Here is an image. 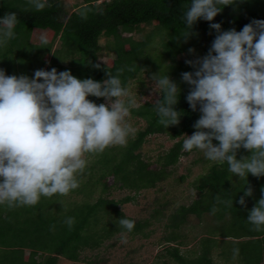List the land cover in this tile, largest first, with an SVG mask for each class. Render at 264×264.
Here are the masks:
<instances>
[{
  "label": "trees",
  "instance_id": "obj_1",
  "mask_svg": "<svg viewBox=\"0 0 264 264\" xmlns=\"http://www.w3.org/2000/svg\"><path fill=\"white\" fill-rule=\"evenodd\" d=\"M83 2V7L67 14L63 11L64 6L60 0H47L50 6L39 11L30 6L28 0H0V18L6 13L17 15L14 29L17 34L9 43L21 41L22 46L32 48L30 59L25 61L26 65L22 69L32 67L33 71L31 73L28 70V74L24 75L34 78L35 71L47 64L49 71L52 68L57 72L65 69L80 80L91 78L103 82L108 78L106 71L116 75L117 69H124L120 79L122 86L127 89L140 78L142 70H146L151 78L153 73L149 62L156 54L155 57L159 56L161 59L156 66L159 74H168L180 89L179 102L175 106L181 115L180 123L167 129L159 125V117L155 111L157 100L130 108L129 116L137 121L142 120L144 125L128 137L126 145L110 146L103 153L88 154L89 160L83 174H77L79 187L70 193L87 195L88 202H81L76 206L66 195V199L58 203L59 209L55 208L54 213H50L51 208L46 210V205L41 202L39 206L30 209L16 207L0 214V264H80L83 252L99 248L102 243L116 239L117 234L149 238L150 232L145 234L143 230L151 224L150 220L134 221L119 208L120 204L129 202L130 197L114 201L100 195L93 203L89 202V197L98 186L102 187L101 194L110 189L104 183L107 177H112L114 185L120 183L118 189L134 193L153 189L167 179L170 173L168 168L174 167L181 155L189 153H181L183 137L193 134V125L200 113L199 106L193 112L187 102L190 87L182 81V73L195 70L186 60L194 61L207 55L217 35L215 30L210 28L209 22L201 19L186 41L181 38L183 32L190 31L183 21V14L191 0ZM262 3L264 0H230L231 5L224 7L211 23H219L221 31L235 29L239 32L253 20H264V12L260 9ZM82 13L85 15L82 16ZM146 26L151 27V30L138 40L122 36ZM155 33L162 37L158 53H155V45L153 46ZM41 36L47 38L46 45L41 44ZM102 38L105 40L103 46L99 43ZM54 45H59L58 49H54ZM189 49H194V53H190ZM104 50H107L109 57L105 63H100L98 54ZM182 54L184 57H181ZM16 59L18 56L13 61ZM74 64L76 67H73ZM97 64L100 65L99 68L94 67ZM162 66L167 69L161 70ZM129 68L133 70L129 71ZM19 70L21 69L15 67L12 72L17 73ZM159 94L161 98V91ZM88 99L97 105L105 103L103 98L89 96ZM152 135L179 139L159 157L157 167L143 160L140 154L142 145ZM249 155V152L241 149L237 158ZM209 162L208 171L199 175L192 183L198 192V199L189 206H180L169 216L162 215L165 235L159 242L166 246L164 259H167L158 264H235L233 258L238 257H224V248H232V244L241 245L251 252L254 259L249 261L247 254L239 251V255L244 254L241 258L245 264H263L264 227L260 231H254L247 217L261 198L264 177L257 178L249 174L247 178L240 180L243 185L239 187V177L228 171L227 162ZM86 185L90 187V191L83 192ZM246 187H251L253 194L245 197V205L242 206L239 199L244 196ZM217 196L222 201L231 200L233 206L217 203ZM213 206L218 209L215 214H211ZM155 214L159 215L160 212L156 211ZM203 214H207L211 222L203 223V236L192 246L193 249H187L183 253L180 247L186 245V236L181 234V230L188 222L187 218L196 215L200 219ZM67 217L75 220L71 229L64 223ZM120 218L134 221V228L130 232L122 228L119 225ZM252 241L258 243V249H251ZM198 244L201 245L199 250L196 248ZM218 244L222 251L218 249ZM24 250L29 251L27 256H24ZM232 253L233 250L230 251L231 255ZM61 258L64 261H60Z\"/></svg>",
  "mask_w": 264,
  "mask_h": 264
},
{
  "label": "clouds",
  "instance_id": "obj_2",
  "mask_svg": "<svg viewBox=\"0 0 264 264\" xmlns=\"http://www.w3.org/2000/svg\"><path fill=\"white\" fill-rule=\"evenodd\" d=\"M28 4L37 11L50 6L47 0H28ZM229 5L230 0H191L183 14L190 30L181 34L185 41L201 19L217 35L206 56L185 61L195 69L182 73V81L190 87L186 99L193 112L199 106L200 116L193 134L184 135L182 151L195 149L209 161L227 162L228 171L239 179L249 174L260 178L264 177V20H253L239 32L221 31L219 23L211 22ZM16 24L15 13L0 18V47L15 37ZM40 42L48 43L45 36ZM123 71L117 69L116 75L106 71L108 78L97 82L55 68L36 70L34 78L9 76L0 69V205L30 207L42 197L66 196L79 187L77 174H83L87 154L126 145L136 131L126 120L136 100L122 86ZM151 79L162 93L155 103L158 124L166 129L178 125V85L168 74L158 72ZM89 96L106 103L97 105ZM241 149L250 155L238 159ZM261 192L247 217L254 231L264 227V189ZM252 194L246 187L239 204L244 206L245 197ZM216 200L233 206L231 200L219 196ZM217 210L213 206L211 214ZM64 223L71 229L75 220L67 217ZM119 225L130 232L134 221L120 218ZM233 253L238 255L239 250Z\"/></svg>",
  "mask_w": 264,
  "mask_h": 264
},
{
  "label": "rangeland",
  "instance_id": "obj_3",
  "mask_svg": "<svg viewBox=\"0 0 264 264\" xmlns=\"http://www.w3.org/2000/svg\"><path fill=\"white\" fill-rule=\"evenodd\" d=\"M60 1L64 6L63 11H66L67 14L76 12L80 7L84 6L83 0ZM97 3H100V1ZM260 7L262 12H264V3H262ZM150 30L151 27H140L133 33H125L122 36H131L134 39L138 40L142 38L144 33ZM162 33L165 34V32L163 31ZM16 34L17 33H15V35ZM161 38L162 37L160 34H154L153 46L155 45V53H158L161 49ZM35 41L37 42V40ZM99 43L101 46H103L105 44V40L102 38ZM22 44L23 43L21 41H17L14 43L8 42L5 47H0V69L4 70L6 75H16L19 77L20 75L28 74V70L32 73V67L31 69L30 67L22 69L26 65L25 61L30 59L29 53L32 51L31 47L22 46ZM58 47L59 45H56L54 49H58ZM16 56H18V59L13 61ZM155 56L156 54L149 62L150 69L153 74L158 73L159 69L156 66L157 63L161 61V59H159V56ZM108 57L109 56L107 55V50H104L98 54V62L105 63ZM181 57H184V54H182ZM64 59L65 57H63V60ZM67 59L71 60V58ZM46 66L47 64L44 68H41V70L49 71L50 69L47 70ZM15 67L20 68L21 70L17 71V73L12 72ZM73 67H76V64H74ZM166 69V66L161 67V70L163 71H165ZM63 71L67 70L63 69ZM63 71H58V73ZM139 77L140 78L136 82H132L131 86L127 88L130 95L136 100L135 107L145 102L153 103L160 97V89L156 87L155 82L147 74L146 70H142ZM126 120L127 123L135 128L136 131L144 125V122L142 120L137 121L135 118H131L130 116L127 117ZM185 138L186 137H183V141ZM178 140L179 139H169L165 135L149 136L147 138V142L142 145V149L140 151L141 157L148 163H153V167H157V161L159 157L163 153L167 152ZM181 153H186V151H181ZM87 158H89L88 154L85 156V159L88 161L89 159ZM209 166L210 162L205 158L204 154L199 150H194L187 154L181 155L178 159L177 164L174 167L168 168V171L170 173L167 179L163 182L158 183L156 185L157 187L150 190H141L138 193H134L133 191H129L127 189H118L120 183H116L114 185L112 177H107L104 183L109 185L110 189L105 191L104 194H101L102 187L98 186L97 190L90 195L89 202L93 203L100 195H103L102 197H105L108 200L114 199V201H122L126 197H130L129 202L122 205L120 204L119 208L127 216L132 217L134 221L143 222L146 220H150L151 224L143 230L145 234L150 232V237L147 239H142L139 236L131 237L127 234L123 236L121 234H117L116 239L113 238L110 241H106L102 243L99 248H96L94 250H87L83 252L80 256V264H158L161 261L166 260L167 258L164 259V257L166 256L164 250L166 246L162 245L161 242H159V240L162 239V237L165 235V230L163 228L164 222L161 221V217L162 215L169 216L174 213L175 210L180 206H189L193 201L198 199V192L193 187L192 183L199 175L207 172ZM238 180L239 182H237V185H239L240 187V185H243V183L240 182L241 179ZM89 189L90 187L86 185V189H83L82 191L88 192L90 191ZM82 195L83 194L77 195L76 193H69L66 197L70 202H74L76 206H79L78 203L88 202V196ZM62 199L66 198L64 196H59L58 194L54 195L51 198L42 197L38 204L35 206H39L41 202H43L46 205L45 209L50 210L51 208L52 211L50 213H54L55 208L59 209L57 208V206L60 205L58 203ZM47 204H51V206H48ZM33 207L34 206H24L23 208L30 209ZM8 210L9 208L6 205H0V214L7 212ZM156 211H159L160 214L156 215ZM152 216L154 217L151 218ZM187 221L188 222L181 230V234L183 233L186 236V238L184 239V243L187 245L186 246L184 244L185 246L180 247V251H182L183 253L187 249H193L192 246H194L198 242L199 238L203 236V223L206 224L211 222L207 214H203L202 216H200V219L197 218L196 215H190L187 218ZM122 239H126L127 243H121ZM200 247L201 245L198 244L196 246L197 250H199ZM231 247L232 248H229L227 250L226 248H224L225 250L223 249L224 257H238L237 259H235V257L233 258V262H236L235 264H245V262L241 258V256H243L244 254H230V251L234 249H238L239 251H243L245 254H247V258L249 261L250 259H254L253 256H251V252L247 248L244 249L245 247L243 248V246L238 244H232ZM250 247L251 249H258V243H256V241H252L250 243ZM218 249H220L219 244ZM220 251L222 250L220 249ZM28 253V250H24V256H27ZM37 259L40 260L39 258ZM60 261H64V259L61 258Z\"/></svg>",
  "mask_w": 264,
  "mask_h": 264
}]
</instances>
